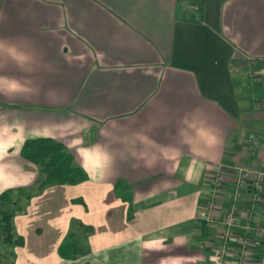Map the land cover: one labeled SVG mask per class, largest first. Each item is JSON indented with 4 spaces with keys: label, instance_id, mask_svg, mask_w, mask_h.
<instances>
[{
    "label": "crops",
    "instance_id": "1",
    "mask_svg": "<svg viewBox=\"0 0 264 264\" xmlns=\"http://www.w3.org/2000/svg\"><path fill=\"white\" fill-rule=\"evenodd\" d=\"M263 70L264 0H0V192L38 177L25 138L61 142L87 173L31 195L0 257L218 264L223 246L220 264H264V184L251 202L231 182L235 165L264 169ZM69 231L73 259L56 251Z\"/></svg>",
    "mask_w": 264,
    "mask_h": 264
},
{
    "label": "trees",
    "instance_id": "2",
    "mask_svg": "<svg viewBox=\"0 0 264 264\" xmlns=\"http://www.w3.org/2000/svg\"><path fill=\"white\" fill-rule=\"evenodd\" d=\"M20 155L26 160L32 162L37 167L38 177L30 186L28 191L22 196L23 202L18 206H7L16 203V199L9 196V190L0 192V226L1 237L4 242L22 244L23 239L20 235H15L11 216L14 212H23L24 205L28 202L29 197L40 192L45 186L56 183H77L87 178L85 170L74 160L69 150L59 141L50 137H30L25 138L20 147ZM118 186V183H115ZM120 186V184H119ZM259 188V187H258ZM257 188V190H258ZM123 189L120 196L127 202V217L132 214L131 196ZM19 198V197H18ZM199 239L206 238L207 226L205 218H200ZM57 254L66 259H73L82 252L79 241L72 231L67 234V240L59 243L56 248ZM0 264H13L8 256L0 257Z\"/></svg>",
    "mask_w": 264,
    "mask_h": 264
},
{
    "label": "built area",
    "instance_id": "3",
    "mask_svg": "<svg viewBox=\"0 0 264 264\" xmlns=\"http://www.w3.org/2000/svg\"><path fill=\"white\" fill-rule=\"evenodd\" d=\"M264 76V70L263 74ZM251 81L254 80L253 77L250 78ZM215 168V172L212 174L210 183L212 184L213 190L211 192V195L209 197V202L213 200L216 194L217 188L221 187L223 185V179L221 172L219 171V167L217 164L213 166ZM231 182L233 184L234 190H233V196H236L238 194V189L240 187L245 186L247 184L250 188V195H249V200L251 202H255L259 198V193H258V185L259 184H264V169L254 167L250 164H240V165H235L233 167L232 173H231ZM232 207L233 205L231 204L230 209L225 212V217L227 218L226 222L231 223V217H232ZM264 229V227H263ZM230 235L229 232L226 230L221 232V237L223 239H227V237ZM240 244L243 245L245 244V241L243 239H240ZM224 253V247H220L215 251L213 260L215 263L220 264L222 262V256ZM243 251L241 250V253H239V256L242 257Z\"/></svg>",
    "mask_w": 264,
    "mask_h": 264
},
{
    "label": "rangeland",
    "instance_id": "4",
    "mask_svg": "<svg viewBox=\"0 0 264 264\" xmlns=\"http://www.w3.org/2000/svg\"><path fill=\"white\" fill-rule=\"evenodd\" d=\"M232 180V179H231ZM30 188V186L29 187H26V188H23V189H20V192H19V194H20V198H17V200H16V203L14 202L13 204H9V205H7V206H18V204H20V203H22L23 202V195L28 191V189ZM16 199V198H15ZM2 208H4V206H0V210L2 209ZM226 252V251H225ZM2 257H4V256H2Z\"/></svg>",
    "mask_w": 264,
    "mask_h": 264
}]
</instances>
